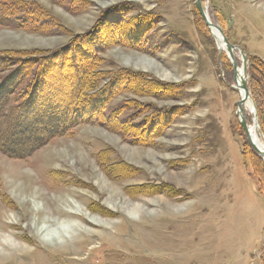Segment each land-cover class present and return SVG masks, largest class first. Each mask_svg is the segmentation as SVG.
<instances>
[{
  "label": "rangeland",
  "instance_id": "obj_1",
  "mask_svg": "<svg viewBox=\"0 0 264 264\" xmlns=\"http://www.w3.org/2000/svg\"><path fill=\"white\" fill-rule=\"evenodd\" d=\"M19 1L42 5L63 28L33 33L0 26V51L54 50L73 35L84 34L102 11L118 4L131 9L126 19L151 13L152 28L142 39L152 52L112 44L99 54L117 67L180 86L179 99L137 97L140 101H150L161 111L184 106L186 110L178 112L149 145L88 123L22 159L0 151V190L12 204L9 207L0 197V220L6 217L18 224L7 230L21 235L24 245L17 252L4 251L5 264H261L264 198L235 114L241 82L226 53L198 20L195 0H85L88 5L82 7L72 0ZM202 5L228 41L246 54L248 101L264 141L257 114L259 86L250 69L252 57L264 63V0H202ZM239 57L234 56L241 67ZM131 97L122 93L106 111ZM241 115L252 126L244 105ZM102 151L110 163L125 164L129 170L108 176L97 164L96 155ZM257 156L264 176L263 161ZM12 177L14 183L38 189L42 197L34 204L31 198L19 202L18 190L7 187ZM139 185L160 188L145 194L138 191ZM43 204L64 211L77 206L85 214L113 220V225L96 228L97 235L89 241L55 250L29 229L36 217L30 209Z\"/></svg>",
  "mask_w": 264,
  "mask_h": 264
},
{
  "label": "trees",
  "instance_id": "obj_2",
  "mask_svg": "<svg viewBox=\"0 0 264 264\" xmlns=\"http://www.w3.org/2000/svg\"><path fill=\"white\" fill-rule=\"evenodd\" d=\"M72 1L80 7L88 5L85 0ZM128 10L124 3L107 8L84 34L73 35L66 45L54 50L0 51V151L4 155L25 158L53 138L88 123L116 132L129 142L149 145L178 112L186 110L184 106L161 111L150 101H140L137 97L179 99L180 86L163 83L142 71L117 67L99 54L112 44L153 51L142 38L152 28L155 17L145 13L126 19ZM197 18L204 22L199 14ZM0 26L33 33L63 28L42 5L19 0H0ZM250 69L258 81L257 114L264 129V63L252 57ZM122 93L133 97L106 111ZM244 147L255 168L257 189L264 198L260 158L248 142ZM96 159L108 176L129 170L125 164L110 163L104 151ZM159 188L137 186L145 194Z\"/></svg>",
  "mask_w": 264,
  "mask_h": 264
},
{
  "label": "bare ground",
  "instance_id": "obj_3",
  "mask_svg": "<svg viewBox=\"0 0 264 264\" xmlns=\"http://www.w3.org/2000/svg\"><path fill=\"white\" fill-rule=\"evenodd\" d=\"M210 33L216 41L218 49L222 50L226 53V55H228L227 49L222 43L221 34L218 32V30L211 28ZM236 53H238V51L234 50L233 56H235ZM236 73L240 78V82L245 80L241 67H238ZM243 95L244 92L240 87V97H243ZM242 105H244L245 109L253 118L252 126H249L246 121V133L250 137V139L253 140L256 147L264 150V141L261 139L259 135V128H257L254 121L255 111L249 104L248 98L239 106L240 115L242 111ZM5 186L6 185L4 184L3 187ZM10 186L14 187L13 192L15 190H18V192H16V198L21 203H25L26 201L30 200L29 198H31V202L34 204L36 199L42 197L38 189L28 188L25 185V182L14 183L13 177L11 180L7 181V187L10 188ZM0 188L2 189L1 186ZM114 195H116V193H113V196ZM0 197L2 198V201L4 203H6L7 205L9 204L8 198L6 199V194L1 190ZM59 201H61V203L66 202L63 198H59ZM11 205L12 204L10 203V205L8 206L11 207ZM45 205L43 204L41 207L30 209L33 214H36V217L34 218L33 222L29 224V229L31 231V234L36 235L43 245L52 247L55 250H64L63 247L66 244L78 245L79 243H83L84 241H89L91 237L97 235L98 230H96V228L109 227V225H113V220L103 219L91 213L85 214L82 212L81 208L77 206L75 207V210L73 208L72 211H64L59 207L51 210L48 204ZM134 208L135 211L137 209L140 211L138 206H135ZM175 209H178V207H176ZM4 213L5 212L3 211L1 212L3 216H6ZM40 213L42 214L41 218L39 216ZM109 215H113V213L111 212ZM114 216L116 215L114 214ZM139 216L142 215L139 214ZM6 219L7 218L5 217V220ZM5 220H0V263L2 264H5V261L3 259L4 251L11 250L17 252L24 246L22 244L23 242L19 239L21 238V235L18 236V233H10L7 230L10 228L17 229L18 224H15L16 222L14 223L13 221ZM22 254L23 253H20V255Z\"/></svg>",
  "mask_w": 264,
  "mask_h": 264
},
{
  "label": "water",
  "instance_id": "obj_4",
  "mask_svg": "<svg viewBox=\"0 0 264 264\" xmlns=\"http://www.w3.org/2000/svg\"><path fill=\"white\" fill-rule=\"evenodd\" d=\"M194 6H195L198 14L200 15V17L204 21L205 25L207 26L209 32L211 31V28H214V29L218 30L219 33L221 34L222 43L224 44V46H225V48L227 49V52H228V55H226V56L230 60V63L232 65V68H233V71H234V74H236V71L238 69V65H237V63L235 61V58L233 56V51L234 50L238 51V54L240 55V59L242 61L241 69H242L243 75L245 77V80L241 82L240 87L243 90L244 95H243V97H240L239 101L236 104L237 107H236L235 114H236V117H237V120H238L240 126L242 127V130H243V132L245 134V137H246V140H247L249 146L261 157V159L263 161V165H264V150H261L258 147H256L254 145V143L248 138V136L246 134V128H247L246 119H245V117H243L242 115L239 114V106H240V104L242 102H244L248 98V92H247V89H246V74H245V67H246V61H247L246 54L239 47H237L235 45H232L228 41V39L226 38V36L222 32V30L217 25H214L209 20L208 15L206 14L207 13L206 8L202 5V0H195ZM254 121H255V124H256L257 128H259V123H258L256 112H254Z\"/></svg>",
  "mask_w": 264,
  "mask_h": 264
}]
</instances>
